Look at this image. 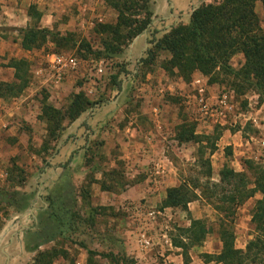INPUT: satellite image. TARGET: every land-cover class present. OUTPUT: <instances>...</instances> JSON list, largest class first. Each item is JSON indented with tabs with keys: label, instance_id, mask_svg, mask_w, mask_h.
Returning a JSON list of instances; mask_svg holds the SVG:
<instances>
[{
	"label": "rangeland",
	"instance_id": "1",
	"mask_svg": "<svg viewBox=\"0 0 264 264\" xmlns=\"http://www.w3.org/2000/svg\"><path fill=\"white\" fill-rule=\"evenodd\" d=\"M120 2V15L103 0L9 2L22 8L15 20L24 19L25 6H34L42 14L39 26L48 25L68 42L59 47L50 40L27 57V86L20 93L15 88L4 100L12 118L0 125V190L25 196L28 205L0 206V264L12 258L20 263L23 233L35 229L36 214L47 206L48 192L63 172L59 166L69 157L77 192L75 231L39 255L78 258L86 253L74 244H82L105 255H97L95 264H173L167 256L182 252L172 241L181 240V229L190 220H200L208 234L189 248L188 256L195 264H218L209 262L222 250L218 231L223 219L214 204L198 197L188 212L160 210L166 190L200 177L196 141L205 147L201 157L209 161L213 182L225 165L251 181L248 162L264 165V94L255 89L253 74L258 67L253 60L264 59V5L254 2L253 16L243 20L239 17L247 5L237 0L230 5L226 0H177L175 7L170 0ZM195 14L204 15V41L220 65L238 74L197 57L189 31ZM2 15L7 21L0 18V44H9L19 34L10 24L14 18ZM246 36L262 39L257 57H245ZM12 50L5 46L1 52ZM147 51L153 60L141 62ZM7 53L0 56V66L8 63ZM52 53L75 57L79 69L55 81L48 66ZM120 71L118 91L112 79ZM77 95L90 104L74 116ZM204 137H211L208 144ZM121 194L123 198L116 197ZM259 199L256 194L236 209L235 217L223 221L233 230L235 249L244 250L255 237L250 220ZM152 210L161 212L154 221L147 216ZM142 233L152 242L148 249L139 246Z\"/></svg>",
	"mask_w": 264,
	"mask_h": 264
},
{
	"label": "trees",
	"instance_id": "2",
	"mask_svg": "<svg viewBox=\"0 0 264 264\" xmlns=\"http://www.w3.org/2000/svg\"><path fill=\"white\" fill-rule=\"evenodd\" d=\"M108 6L116 10L119 15L122 12L120 0H103ZM242 1L247 5L244 11H241L239 19L245 20L248 15H252L253 3L260 1L264 5V0H237ZM231 0H226V4L230 5ZM121 4V5H120ZM251 5V6H250ZM210 9V8H209ZM206 10V9H204ZM27 14L32 23L24 28L18 29L20 35L21 47L25 50L40 49L48 41H52L55 46L62 47L65 42H68L67 38L59 37L57 33L47 28H41L39 21L41 13L34 6H29ZM209 16L214 18V11L208 12ZM203 14L195 16L191 20L189 27L190 35L192 37L193 50L197 57L205 64L211 66H221L224 70L235 73L228 65H220L216 59L212 49L204 41V23L202 18ZM258 39V40H257ZM260 37L246 36L242 43L246 46L244 48V54L247 59L257 57L258 44ZM241 43V44H242ZM255 46L254 51L253 50ZM57 54V53H54ZM147 59H143L141 62H151L153 60V54L147 51ZM147 60V61H145ZM254 62L258 63L253 71L255 78L258 82L255 84V89L258 92L263 93L264 89V59L258 61L254 59ZM14 70V82L4 83L0 82V97L4 100L11 95V91L17 88L18 93L23 91L28 82V63L24 59L10 60L7 65ZM220 68V67H219ZM118 75L112 79L113 85H115L118 91H121V81L118 80ZM90 103L82 96L77 95L74 101L75 115H79L82 111L87 109L86 107ZM191 135L189 140H192ZM194 137V136H193ZM211 137H204L203 141H210ZM182 139V138H181ZM195 142V141H194ZM198 145L197 157L194 160L195 164L202 167L203 171L200 173V177L195 180H181L180 184L175 187H171L166 190L164 199L160 204V210L165 209H180L184 212H188V205L203 197L209 204H214L215 211L219 216L225 220V218L235 217L236 209L247 200L253 198L256 194L261 195V199L257 200L253 206L251 213V224L254 226L255 237L249 241L244 250L235 249L233 246L234 236L231 227H227L223 221L219 226L218 237L222 244L221 252L212 257L209 262H215L218 264H264V165L254 167L252 163L248 162V168L254 174L252 181L245 173L235 172L229 166H223L218 174V181H212V170L208 160H202V153L205 147H202L200 142H195ZM210 152L214 151L215 147L210 145ZM229 151L227 156H231ZM70 157L67 162L59 167L63 169V172L58 177L57 181L49 190L46 197L47 206L39 210L36 214L35 229L26 230L23 233V242L26 251L34 252L40 246L50 242H54L58 239H69V236L75 231V223L77 219L76 212V200L77 192L72 183L71 173L69 169ZM204 180V181H201ZM14 207L15 209H25L28 205V200L25 196H17L15 192H9L0 190V206ZM181 240L172 241V246L181 250L183 263L187 264L190 260L188 256V250L191 247L200 245L208 234L207 229L202 221L190 220V224L187 228L181 229ZM187 240L189 243H184ZM72 242V241H71ZM73 243V242H72ZM189 244V246H188ZM81 249H84L89 256L99 255L93 251L88 250L84 245L78 244ZM40 254V253H39ZM38 254V255H39ZM43 257V262L48 260L46 264H50L51 257L56 256L53 254L50 257ZM104 257L105 255L100 254ZM45 264V263H44Z\"/></svg>",
	"mask_w": 264,
	"mask_h": 264
},
{
	"label": "crops",
	"instance_id": "3",
	"mask_svg": "<svg viewBox=\"0 0 264 264\" xmlns=\"http://www.w3.org/2000/svg\"><path fill=\"white\" fill-rule=\"evenodd\" d=\"M8 1L10 2L11 0H7V1L6 0H0L1 4H2V2L4 3L3 5H0V8L3 10L2 14H5V15H7L10 18H12V17L14 18V20H12V23H10V24H13L11 26H14V27L17 28V29H15V32H18V29H24V28L28 27L32 23L31 19L29 18L28 14H27V10H28L29 7L25 6V8H24L25 11L23 10L24 19L18 21V20H15V18H20V13L22 12V8L18 9L16 7V5L12 6ZM164 1L166 3H168V0H164ZM178 2H177V0H170V3H172L170 5V7H175ZM15 4H17V3L15 2ZM2 14H1L0 18L1 17L3 18ZM3 20H4V22L7 21V19L5 20L4 18H3ZM10 21L11 20H8V22H10ZM41 22H42V14H41V18H40L39 24ZM46 28H49L48 25H46ZM0 41H3V39L1 37H0ZM5 46H9L13 50L10 51V53L1 52L2 48H5ZM36 50H39V49H35V50H25V49H23L21 47V44H20V35H19V38H16L14 42H11L9 44H7V43L6 44L5 43L4 44L3 43L0 44V56H3V55H5L7 53L8 56H9L8 62L10 60L24 59V58H25L24 60L27 61L26 58L31 56V54H37V53H35ZM28 62L29 61H27V63ZM4 64H6V63H4ZM7 65H8V63L6 65H1L0 66V82L12 83L15 80L14 79V70L12 68H9ZM28 65H29V63H28ZM9 110H10L9 104L7 102H5L3 98L0 97V125H3L4 123H7L9 120H11L12 115L9 114L10 113ZM0 133H1V129H0ZM124 195L125 194H121V195H118L116 197L123 198ZM51 243L54 244L55 242H50V243H47L45 245H42L34 252H28V251H26L24 243H23V241L21 239V245L20 246L22 248V253L23 254H22V256L18 257L17 261L20 262L19 264H28L29 261H31V263L32 262H34V263L36 262L37 264L42 263L43 257H41L39 255H36V254H38V252H40L42 250V248H45L48 244H51ZM94 245L95 246L96 245L101 246L100 244H94ZM74 247L78 248V244H74ZM79 249H80V247H79ZM88 250H90V249H88ZM84 253H86V255L81 254L80 257H78V258L73 257V256H68V255H67L68 257L61 256V255H56V256H53V257H51L49 259V260H51L50 264H95L96 262H98L97 258L100 259V257L97 256V255L93 256V258H92L91 256H89L87 254V252L85 250H84ZM138 257L139 256L136 255V257H135L136 260H137ZM13 259L14 258L10 259L9 264H15L14 262H12ZM167 259H171L170 262H172L173 264H184L181 253L179 255H177V256H173V254H171V255L169 254L167 256ZM17 261H15V262H17ZM187 264H195V260L192 257H190V260H189V262Z\"/></svg>",
	"mask_w": 264,
	"mask_h": 264
},
{
	"label": "built area",
	"instance_id": "4",
	"mask_svg": "<svg viewBox=\"0 0 264 264\" xmlns=\"http://www.w3.org/2000/svg\"><path fill=\"white\" fill-rule=\"evenodd\" d=\"M79 65L80 61L73 56H65L54 53L48 56L49 69L53 71L55 81L57 82H60L66 74L76 72L79 69ZM97 72L101 73L102 70L99 68L97 69ZM135 212L137 214L139 213L137 208L135 209ZM160 215V211L156 212L152 210L148 211L147 213L148 219L151 221H154V219H156L157 216ZM138 243L140 244L139 246L145 249H148L152 246L150 238H147L146 235L143 233L138 235Z\"/></svg>",
	"mask_w": 264,
	"mask_h": 264
},
{
	"label": "water",
	"instance_id": "5",
	"mask_svg": "<svg viewBox=\"0 0 264 264\" xmlns=\"http://www.w3.org/2000/svg\"><path fill=\"white\" fill-rule=\"evenodd\" d=\"M3 254L5 255L6 259H8V255L3 251Z\"/></svg>",
	"mask_w": 264,
	"mask_h": 264
}]
</instances>
